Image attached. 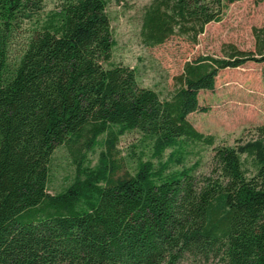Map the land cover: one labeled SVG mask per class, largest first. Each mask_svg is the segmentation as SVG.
<instances>
[{
  "label": "trees",
  "instance_id": "1",
  "mask_svg": "<svg viewBox=\"0 0 264 264\" xmlns=\"http://www.w3.org/2000/svg\"><path fill=\"white\" fill-rule=\"evenodd\" d=\"M222 2L150 0L141 43L176 35L195 43L220 20ZM41 12L42 0H0V264H264V126L253 143L213 147L187 118L206 111L198 94L220 71L264 62V30L255 52L228 44L223 58L185 63L162 99L138 85L134 69L110 64L104 0H67L45 19ZM130 132L159 161L119 175L116 145ZM188 144L213 147L209 173L194 174L198 164L166 173ZM96 145L105 150L99 164L84 166ZM59 147L83 178L50 195Z\"/></svg>",
  "mask_w": 264,
  "mask_h": 264
},
{
  "label": "rangeland",
  "instance_id": "2",
  "mask_svg": "<svg viewBox=\"0 0 264 264\" xmlns=\"http://www.w3.org/2000/svg\"><path fill=\"white\" fill-rule=\"evenodd\" d=\"M67 0H42L41 18L57 11ZM110 19L113 47L110 64L123 65L135 70L140 87L151 89L160 98H167L173 91L174 77L180 75L185 63L198 57L223 58L224 46L255 52V32L264 30V0H223L220 20L209 23L197 41L188 37L172 36L165 43L146 47L141 43L142 15L150 0H104ZM16 41H20L17 39ZM198 103L205 112L190 114L187 118L194 128L214 138V146L238 149L255 140V130L264 126V62H247L238 68L220 71L214 88L200 91ZM189 149L180 164H171L177 171L198 164L194 174H208L213 147L188 144ZM115 158L121 167L119 175L133 172L139 161H152V146L136 132L126 133L116 145ZM104 147L96 145L85 151L84 166L94 168L99 164ZM170 150L165 151V161ZM160 158V157H159ZM244 167H250L245 154L240 155ZM73 157L68 149L59 147L52 156L47 192L56 195L67 189L76 179ZM180 264H195L184 260ZM201 264V263H199ZM212 264V263H208Z\"/></svg>",
  "mask_w": 264,
  "mask_h": 264
}]
</instances>
